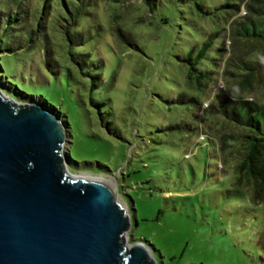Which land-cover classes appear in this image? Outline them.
Listing matches in <instances>:
<instances>
[{"label": "rangeland", "instance_id": "obj_1", "mask_svg": "<svg viewBox=\"0 0 264 264\" xmlns=\"http://www.w3.org/2000/svg\"><path fill=\"white\" fill-rule=\"evenodd\" d=\"M225 2L204 0L213 12L204 16L191 3L161 2L151 14L143 0H97L102 29L83 47L90 55L82 66L70 56L49 66L44 45L3 51L11 42L0 35V88L60 115L68 169L116 179L111 187L131 213L128 242L145 241L157 264H264V206L233 188L197 105L179 100L199 96L183 59L222 29L224 9L216 8ZM117 25L133 32L137 47L116 46ZM223 36L228 47L227 33L215 46ZM215 55L212 48L203 63L211 66ZM217 78L202 108L224 89Z\"/></svg>", "mask_w": 264, "mask_h": 264}, {"label": "trees", "instance_id": "obj_2", "mask_svg": "<svg viewBox=\"0 0 264 264\" xmlns=\"http://www.w3.org/2000/svg\"><path fill=\"white\" fill-rule=\"evenodd\" d=\"M96 2L0 0V35L2 41L11 42L2 50H29L44 45L49 66L51 62H67L69 56L80 66L86 64L90 52L83 47L102 29L99 19L94 17ZM143 2L151 14L161 2L191 3L204 16L213 14L204 0ZM218 9H224L222 29L183 59L189 65L188 82L199 96L182 94L179 100L197 105L195 116H199L202 132L216 144L222 169L233 172V188L252 205L264 206V0H226ZM116 28L111 26V34L118 48L122 44L137 47L132 31L119 25ZM222 33H227L228 47L225 36L217 46L214 44V38ZM82 48L84 52H75ZM212 48L217 55L211 57L213 64L208 67L203 61ZM217 75L223 80L224 89L216 90L202 108ZM262 230L258 243L264 260V227Z\"/></svg>", "mask_w": 264, "mask_h": 264}, {"label": "water", "instance_id": "obj_3", "mask_svg": "<svg viewBox=\"0 0 264 264\" xmlns=\"http://www.w3.org/2000/svg\"><path fill=\"white\" fill-rule=\"evenodd\" d=\"M66 141L58 113L0 88V264H157L148 244L128 242L115 191L68 169Z\"/></svg>", "mask_w": 264, "mask_h": 264}, {"label": "bare ground", "instance_id": "obj_4", "mask_svg": "<svg viewBox=\"0 0 264 264\" xmlns=\"http://www.w3.org/2000/svg\"><path fill=\"white\" fill-rule=\"evenodd\" d=\"M83 175H85V176H88V175H90V174H83ZM91 176V175H90ZM103 180V182L104 183H106L108 186H110V188L113 190V191H115L111 186H113V187H115V188H117V181H116V179H102ZM115 193H116V191H115ZM117 197H118V195H117Z\"/></svg>", "mask_w": 264, "mask_h": 264}]
</instances>
